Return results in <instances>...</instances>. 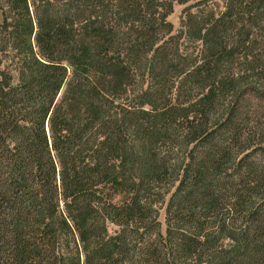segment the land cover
<instances>
[{"label":"trees","instance_id":"16d2710c","mask_svg":"<svg viewBox=\"0 0 264 264\" xmlns=\"http://www.w3.org/2000/svg\"><path fill=\"white\" fill-rule=\"evenodd\" d=\"M0 264H264V0H0Z\"/></svg>","mask_w":264,"mask_h":264},{"label":"rangeland","instance_id":"374dc122","mask_svg":"<svg viewBox=\"0 0 264 264\" xmlns=\"http://www.w3.org/2000/svg\"><path fill=\"white\" fill-rule=\"evenodd\" d=\"M191 3H193V1L185 3V4L177 3V2L174 3L173 12L168 17V20L173 24L174 33L177 32L178 29L181 27L180 20H181L183 10L185 9L186 6H188ZM182 43H183L182 48L187 51L195 47L194 43L191 42L190 39H184ZM120 198L121 197L118 196V200ZM160 220L163 223V230H164L165 229V208L161 209Z\"/></svg>","mask_w":264,"mask_h":264}]
</instances>
